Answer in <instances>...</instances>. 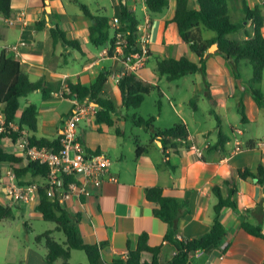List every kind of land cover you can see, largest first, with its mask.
I'll return each instance as SVG.
<instances>
[{
	"label": "crops",
	"instance_id": "0c3cea01",
	"mask_svg": "<svg viewBox=\"0 0 264 264\" xmlns=\"http://www.w3.org/2000/svg\"><path fill=\"white\" fill-rule=\"evenodd\" d=\"M145 1L128 0V3L135 12L142 14L141 25L147 20L150 21L151 55H147L142 61L134 58L128 67L122 54L116 50L113 55L109 53V44L96 48L90 43L89 27L92 22L84 15L79 5L71 0H12L11 17H4L0 12V56L3 52L14 56L12 52L5 51V47L24 41L26 44L19 47L21 55L17 60L32 81L45 76L49 86L57 90L67 79L88 84L99 71L108 70L111 72L108 82L111 89L109 94L121 104L122 98L117 83L121 76L120 71L126 68L158 87L156 91L162 95V106L159 111L153 112V115H156V128L166 129L177 123H183L188 128L189 136L185 142H180L176 149L168 147L165 150L159 139H152L149 131L137 126V130H144L148 134L144 144L136 138L140 146L147 148L146 152L137 155V144H129L127 148L124 146V142H127L126 129L129 122L122 120L118 123L121 129L119 135L115 127L96 124L95 113L86 116L79 123L84 147L89 152L103 151L111 156L112 172L117 181H106L99 193L92 197L74 196L63 201L61 205L71 212L81 214L79 228L86 242H108V245L102 248L101 254L104 260L112 261L114 258L126 256L129 243L135 248L138 237L143 232L148 234L151 246L164 242L168 224L154 215L156 204L147 199L146 188L162 187L166 196L177 197L189 204L190 213L181 218L179 227L180 237L192 238L209 230L213 223L214 206L218 202L214 187L221 186L227 195L224 181L235 177L239 187L238 211L226 207L220 216L227 234L216 249L197 251L191 256L190 262L263 264L264 239L248 233L241 227L243 216L240 213L264 228V184L257 183L253 178L244 180L238 177L237 173L240 168L249 167L255 170L260 163H264V107L258 106L250 90L242 84L251 78L252 67L245 62L241 63L242 79L239 78V85V79L234 76L231 65L216 50L209 52L206 58L207 79H204L201 73H196L174 81L166 80L157 70V57L186 56L193 61H198L199 57L182 39L177 23L166 22L174 13V1H171L169 8L162 14L148 12ZM87 3L94 13L105 14L110 18L118 16V0H89ZM229 3L232 20L244 23V27L231 36L247 38L244 30H251L252 23L245 20L244 4L262 6L264 1L229 0ZM108 6L113 9L112 15L106 13ZM41 21L44 23L40 24ZM54 24H58L65 31L68 39L78 40L84 52L66 49L61 43L55 45L50 35ZM262 31L264 34V26ZM192 34L202 41L216 35L203 25L193 29ZM208 91L212 100L208 97ZM195 97L198 111H194L190 104ZM22 99L25 100L23 102L20 99L22 108L26 102H33L29 96ZM165 100L168 105L164 104ZM241 103L244 104L249 119L243 126L238 123L241 117L237 108ZM37 105L38 135H60L64 126L62 115L69 113L73 108V99L54 93L51 99L43 100ZM167 110H170L172 117L167 114ZM219 130L229 136L224 148L215 146ZM2 145L7 151L24 155L18 142L5 140ZM17 145L21 148H17ZM238 147L240 149H237ZM167 160L176 167L175 170L166 165ZM10 168V163L1 165L3 178L0 179V203L3 205L13 203L6 192L5 184L8 172L12 171ZM38 203L39 197L28 204L23 203V207L18 206L17 218L0 220L9 221L4 232L8 242L5 252L0 253L4 262L0 264H52L46 260L48 250L44 242L37 243L35 240L42 232L35 233L32 240L11 242L15 235L13 226L16 221H23L28 230H32L29 218L43 219L42 214L35 210ZM54 228L55 226L49 229ZM53 236L58 239L56 232ZM64 240L65 236L60 241ZM76 254H80L79 250L72 251V264H89L86 253ZM169 257L168 253H164L162 261ZM53 264H62V259Z\"/></svg>",
	"mask_w": 264,
	"mask_h": 264
},
{
	"label": "trees",
	"instance_id": "16d2710c",
	"mask_svg": "<svg viewBox=\"0 0 264 264\" xmlns=\"http://www.w3.org/2000/svg\"><path fill=\"white\" fill-rule=\"evenodd\" d=\"M77 3L84 15L91 20L89 27L90 43L96 48H103L109 44V53L113 55L116 49L117 32L123 31L126 34L123 60H127L134 53H142L141 43L139 41V26L142 23V14L135 12L129 5L128 0H118V18L120 25L118 28L112 26V18L105 14L94 13L90 7L82 0H71ZM172 0H146L145 4L148 12L151 14H162L170 6ZM175 3L174 13L166 22L174 21L178 25L179 33L182 39L189 45L192 52L198 57V61H193L186 56L180 58L157 57V70L166 80L174 81L190 74L201 73L204 79H207L206 58L210 47L217 43V52L221 54L231 65L234 76L242 79L240 65L242 62L252 67V76L248 81L242 82L247 86L250 93L260 108L264 107V3L263 5L249 6L244 4L245 20L251 21L252 29L244 30L247 38L233 37L231 35L239 32L244 23H236L230 16L229 0H173ZM264 1V0H263ZM0 12L4 17L12 15V0H0ZM141 14V15H140ZM44 22L41 21L40 24ZM200 25L212 30L216 35L208 40L202 41L196 38L192 31ZM50 35L54 44L61 43L66 49L72 48L80 52L83 46L78 40L68 39L65 31L58 24L50 29ZM147 55H151L150 50ZM121 76L118 79V89L121 93V104L109 94V76L108 70L99 71L93 80L84 84L80 80L73 81L67 79L68 90L63 92L64 98H76L81 102H89L95 106V122L99 125L115 127L117 134L121 135V129L118 123L122 120L131 122L134 126L142 127L149 131L151 138H157L162 142L163 148H178L182 140H187L189 136L188 128L183 123H177L170 128L158 129L155 127L156 115L144 117L139 115L135 109L141 107L146 96L152 90H158V87L152 83L144 81L134 71L122 69ZM206 80V85H207ZM62 87V85L60 84ZM57 90L51 88L45 76L32 81L28 72L13 55L3 52L0 56V115L3 116V130L0 131V179L3 178L1 165L10 163L12 171L15 174L17 184L29 185L35 182H29L30 179L39 178V203L35 210L42 214L46 221L54 222V229H47L36 236V242H44L48 252L46 260L49 263H55L62 259V264H72L70 262L73 250H82L88 257L89 264H191L190 258L197 251H211L216 249L227 230L220 218L224 208L230 207L238 211L237 195L239 187L235 177L226 179L224 186L227 188V195L219 185L214 187V193L218 198L214 206V219L209 230L192 237H180L179 222L182 217L190 213V206L186 201L177 197H170L164 194L163 188L159 186L146 188V197L154 202V215L168 224V230L164 236V242L158 246L149 244V236L146 232L139 235L137 246L134 248L129 243L128 252L125 257L120 256L112 261H106L102 258L101 250L108 245V242L88 243L84 240L79 223L80 213L71 212L63 207L57 200L51 199L47 195L45 180L48 175V166L38 161L28 159L18 155L15 152L7 151L3 141L17 143L23 136V131L27 130L29 146H46L60 149V138L45 137L38 135V105L34 102H26L21 107L20 99L27 97L33 92H40L43 100L51 99L61 87ZM208 87V86H207ZM157 106L160 109L161 93ZM208 97L212 100L208 91ZM192 108L197 111L198 104L196 98L190 101ZM22 109V110H21ZM73 109V108H72ZM70 110V112L72 111ZM238 112L243 123H248L249 119L243 103L238 106ZM21 110V111H20ZM69 112V113H70ZM212 112L213 109H212ZM69 113L62 115V121ZM10 123H16L17 129H12ZM220 124L218 123V127ZM1 126V122H0ZM229 141V136L222 130H219L218 141L215 146L224 148ZM136 154L140 155L147 151V148L140 146L136 141ZM98 152V151H97ZM168 158V154L166 153ZM166 165L175 170L176 167L166 161ZM238 177L242 179L253 178L257 183L264 184V163H260L257 169L249 167L240 168L237 171ZM18 205H3L0 203V220L4 218L15 219ZM243 216L241 227L248 233L264 239V228L260 224L253 223L247 215ZM26 225V223H25ZM27 226V225H26ZM62 232L65 236L64 241L56 239L53 234ZM164 253L169 254V258L162 261ZM147 255V257H145ZM8 264H22L8 263ZM82 264V263H78ZM264 264V263H263Z\"/></svg>",
	"mask_w": 264,
	"mask_h": 264
},
{
	"label": "built area",
	"instance_id": "2783aa9c",
	"mask_svg": "<svg viewBox=\"0 0 264 264\" xmlns=\"http://www.w3.org/2000/svg\"><path fill=\"white\" fill-rule=\"evenodd\" d=\"M10 21H13L10 19ZM25 22V20H23ZM120 20L117 16L112 18V26L118 28ZM149 20L139 26V41L142 53H134L127 60H124L128 67L131 59L144 60L147 51L150 49V32L148 31ZM126 34L123 31L117 32L116 51L124 56ZM24 41L16 45L5 47V51L12 52L14 57L20 58L19 47L25 45ZM68 90V84L64 82L56 94L62 96ZM72 111L64 120L61 131L60 149L46 146H29L28 132L23 131V136L18 143L22 147L23 156L26 160L31 159L48 166V175L45 180L47 195L62 203L74 196L92 197L99 193L106 181H117L116 175L112 172L113 160L110 155L103 151L89 152L85 149L79 132V123L86 116L95 113V106L89 102H81L73 98ZM0 131L3 130L4 119L0 115ZM12 129H17L16 123H10ZM185 142V140H182ZM237 149H240L239 147ZM15 174L8 172L9 183L6 185V192L11 196L12 202L30 203L39 197V184L37 182L29 185H19L15 182Z\"/></svg>",
	"mask_w": 264,
	"mask_h": 264
},
{
	"label": "rangeland",
	"instance_id": "374dc122",
	"mask_svg": "<svg viewBox=\"0 0 264 264\" xmlns=\"http://www.w3.org/2000/svg\"><path fill=\"white\" fill-rule=\"evenodd\" d=\"M82 1L87 3L89 0H82ZM106 13L108 15H112L113 14V9H112L111 6H108V10L106 11ZM149 29H150V21H149L148 31H149ZM132 60L133 59H131V61ZM262 88L264 89V81L262 83ZM109 90H111L110 86H109ZM22 98H21V100L24 102L25 100L22 99ZM29 98H31V100L33 102L37 103V104H40L43 101L42 95L38 91L31 93L29 95ZM158 99H159V94H158V92L156 90H154L151 93V95H148L146 97L143 106L139 107L138 109H135L134 111H136L139 115H142L144 117H147L149 115H153V112L160 110V109H158V106H157ZM164 104L168 105V102L165 100ZM161 106H162V104L160 105V108H161ZM169 111L170 110H167V114H169L172 117V115L170 114ZM238 123L241 126H243L245 124V123H243L241 121V118H240ZM144 130H137V126L135 127L131 122H129L128 123V128L126 129V141L127 142L126 143L124 142V146L127 148L129 146V144L130 145H135L136 144V142H135L136 138L141 140V142L144 144L146 142V138L148 137L147 132H145ZM228 132H230L229 128H228ZM9 147H11V145H9ZM17 148L20 149L21 147L18 146ZM8 149H10V148H8ZM10 169H12V168H10ZM38 181H39L38 177L29 180V182H38ZM15 182H17L16 179H15ZM8 183H9V180H6L5 184H8ZM0 185H1V181H0ZM16 204L19 207H21L23 203L17 202ZM25 204H28V203H25ZM27 219H28V217H27ZM29 221L32 223V228H33L32 230H28L27 226H25V224H23V221H21V220L16 221L14 223L13 230L15 231V235L13 236L14 238L11 239L12 243H13V241L15 243H17V242H19V240H26V239L27 240H32L34 238L33 235L35 233L43 232V231H45V230H47V229H49V228H51V227L56 225L54 222L46 221L44 219L40 220V219H30L29 218ZM8 222H9L8 220H6L4 222H0V253H2V251L5 252L6 245H7V242H8L7 237L4 235V232H5V230L7 229V226H8ZM56 236H57V238L59 240H61V238L64 237V234L62 232H56ZM79 253L80 254H76V255H85V252L82 251V250H79ZM76 257L77 256H75V258ZM0 262H4V261H2V257H0Z\"/></svg>",
	"mask_w": 264,
	"mask_h": 264
},
{
	"label": "water",
	"instance_id": "95a60500",
	"mask_svg": "<svg viewBox=\"0 0 264 264\" xmlns=\"http://www.w3.org/2000/svg\"><path fill=\"white\" fill-rule=\"evenodd\" d=\"M217 49H218V45H217V43H214V44L210 47L209 52H214V51H216ZM238 83H239V85H241V80H240V79L238 80ZM10 198H11V196H10Z\"/></svg>",
	"mask_w": 264,
	"mask_h": 264
}]
</instances>
